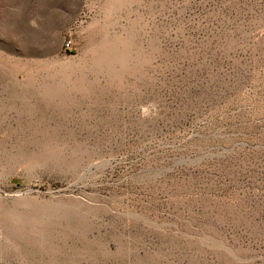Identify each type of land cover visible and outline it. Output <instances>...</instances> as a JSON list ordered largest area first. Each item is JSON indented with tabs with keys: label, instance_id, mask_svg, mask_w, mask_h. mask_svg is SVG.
<instances>
[{
	"label": "rangeland",
	"instance_id": "374dc122",
	"mask_svg": "<svg viewBox=\"0 0 264 264\" xmlns=\"http://www.w3.org/2000/svg\"><path fill=\"white\" fill-rule=\"evenodd\" d=\"M0 264H264V0H0Z\"/></svg>",
	"mask_w": 264,
	"mask_h": 264
},
{
	"label": "built area",
	"instance_id": "2783aa9c",
	"mask_svg": "<svg viewBox=\"0 0 264 264\" xmlns=\"http://www.w3.org/2000/svg\"><path fill=\"white\" fill-rule=\"evenodd\" d=\"M70 43H71V42H70V40H68V41H67V45L69 46V45H70Z\"/></svg>",
	"mask_w": 264,
	"mask_h": 264
}]
</instances>
